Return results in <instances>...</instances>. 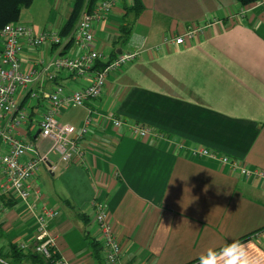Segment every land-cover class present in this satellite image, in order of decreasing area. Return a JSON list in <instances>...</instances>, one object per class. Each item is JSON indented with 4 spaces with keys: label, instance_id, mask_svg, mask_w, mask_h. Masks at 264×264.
Here are the masks:
<instances>
[{
    "label": "crops",
    "instance_id": "obj_1",
    "mask_svg": "<svg viewBox=\"0 0 264 264\" xmlns=\"http://www.w3.org/2000/svg\"><path fill=\"white\" fill-rule=\"evenodd\" d=\"M44 1L45 22H23L36 30L59 28L67 0ZM142 2L140 13L126 15L131 33L123 44L115 40L125 2L95 22L94 44L107 57L117 48L138 49V55L107 76L98 97L60 110L63 122L78 126L88 107L93 109V123L80 142L85 164L63 162L58 153L48 152L56 167L39 162L30 201L36 210L42 204L57 208L49 228L58 253L70 264H96L93 199L106 204L124 264H187L233 242L245 246L254 264H264V183L189 150L207 147L246 168L264 169V2ZM194 23H206L195 37L179 44L163 41ZM57 51L49 44L25 49L24 62L29 66ZM57 80L80 88L89 77L60 75ZM110 116L122 124L113 126ZM134 122L163 136H134L129 130ZM33 125L16 133L42 153L49 140L39 132L31 136ZM35 227L26 202L1 196L0 250L10 242L31 244ZM103 254L101 249L105 264Z\"/></svg>",
    "mask_w": 264,
    "mask_h": 264
},
{
    "label": "built area",
    "instance_id": "obj_2",
    "mask_svg": "<svg viewBox=\"0 0 264 264\" xmlns=\"http://www.w3.org/2000/svg\"><path fill=\"white\" fill-rule=\"evenodd\" d=\"M119 1L131 3L132 0H98L91 10H82L67 35L60 34V27L43 26L36 30L32 24L19 20L6 22L0 27V198L8 196L20 199L34 212L36 227L33 240L31 244L18 242V245L40 254L46 264L70 262L58 253L55 237L49 228V220L58 210L46 204L36 210L34 202L30 201L31 178L40 161L48 162L49 168L55 169L56 163L49 162L47 157L50 151L58 153L59 160L63 162L75 160L85 164V149L80 142L88 134L93 123V109L88 107L78 126L61 122L58 116L62 108L86 105L89 100L98 97L107 76L137 57L138 49L121 50L107 57L106 52L94 44L95 22L104 19ZM205 25L206 23L191 24L181 34L164 36L163 41L183 43L202 32ZM69 39L71 43L65 48ZM44 44L55 46L58 51L46 58L42 56L33 59L32 65L27 66L23 58L25 49L34 50ZM97 59L103 60L104 63L96 65ZM60 75L73 79L88 76L89 82L80 88H70L58 82ZM45 81L51 82L50 88L45 87ZM109 118L113 126L122 124L119 117ZM34 122L38 125L41 137L49 140L48 147L42 153L31 141L16 133L18 128ZM129 130L132 135L138 137L163 136L162 132L139 122L129 124ZM189 150L195 155L227 163L242 174L255 175L264 183L262 168H246L235 159L207 147L192 146ZM27 153H30V156L25 158ZM92 205L99 231V244L104 252V263L124 264L120 258L121 246L113 230L106 204L102 200L93 199ZM0 264L12 263L0 255ZM187 264H199V261Z\"/></svg>",
    "mask_w": 264,
    "mask_h": 264
},
{
    "label": "trees",
    "instance_id": "obj_3",
    "mask_svg": "<svg viewBox=\"0 0 264 264\" xmlns=\"http://www.w3.org/2000/svg\"><path fill=\"white\" fill-rule=\"evenodd\" d=\"M33 0H0V27L9 21H15L19 19L21 9L25 6L31 4ZM98 0H72L71 9L67 17L62 22L59 32L60 34L67 35L73 29L77 19L79 18L83 9L91 10L97 3ZM241 5H248L257 0H237ZM144 4L142 0H132L131 3L124 4L123 20L118 27V35L115 42L123 44L128 40L131 33V22L126 19L128 12H132L137 15L142 11ZM71 43V39L65 45L68 47ZM116 51L113 50L112 54ZM103 60L97 59L96 65H102ZM33 113V111H32ZM3 197V196H2ZM11 198V197H10ZM12 199H8L11 201ZM93 249L95 251L96 264H102L100 250L102 247L95 240L92 242ZM0 255L8 259L12 264H26V261H31L33 264H46L44 258L37 252L31 250L30 248H22L18 243L10 242L5 249L0 250Z\"/></svg>",
    "mask_w": 264,
    "mask_h": 264
},
{
    "label": "clouds",
    "instance_id": "obj_4",
    "mask_svg": "<svg viewBox=\"0 0 264 264\" xmlns=\"http://www.w3.org/2000/svg\"><path fill=\"white\" fill-rule=\"evenodd\" d=\"M207 253L210 254L199 257V264H254V258L249 256L245 246L239 242L227 244L214 254H211L212 249H209Z\"/></svg>",
    "mask_w": 264,
    "mask_h": 264
},
{
    "label": "rangeland",
    "instance_id": "obj_5",
    "mask_svg": "<svg viewBox=\"0 0 264 264\" xmlns=\"http://www.w3.org/2000/svg\"><path fill=\"white\" fill-rule=\"evenodd\" d=\"M71 4H72V0L66 1L65 5L63 7V10H62L63 16L61 15V17H63V18L67 17V15L71 9ZM47 11H48L47 2H45L44 0H33L30 5L25 6L21 9L18 20H21V21H27L28 20V21H31L34 25L36 24L37 26H40V24L38 25L37 23L41 22V25H42L45 22L46 17L48 15ZM59 120L61 122H63V120L60 117H59ZM37 128H38V125L36 124V122H34V125L31 129V136L36 133ZM53 153L54 152H51V154H53Z\"/></svg>",
    "mask_w": 264,
    "mask_h": 264
},
{
    "label": "water",
    "instance_id": "obj_6",
    "mask_svg": "<svg viewBox=\"0 0 264 264\" xmlns=\"http://www.w3.org/2000/svg\"><path fill=\"white\" fill-rule=\"evenodd\" d=\"M121 51V48H117V52H120ZM39 132V128H37V130H36V133H38Z\"/></svg>",
    "mask_w": 264,
    "mask_h": 264
}]
</instances>
